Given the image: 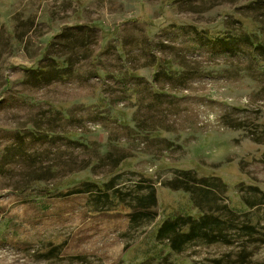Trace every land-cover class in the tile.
I'll return each instance as SVG.
<instances>
[{"label": "rangeland", "instance_id": "rangeland-1", "mask_svg": "<svg viewBox=\"0 0 264 264\" xmlns=\"http://www.w3.org/2000/svg\"><path fill=\"white\" fill-rule=\"evenodd\" d=\"M0 264H264V0H0Z\"/></svg>", "mask_w": 264, "mask_h": 264}, {"label": "trees", "instance_id": "trees-1", "mask_svg": "<svg viewBox=\"0 0 264 264\" xmlns=\"http://www.w3.org/2000/svg\"><path fill=\"white\" fill-rule=\"evenodd\" d=\"M170 224H172L173 225V227H174V229L175 230H177L178 228V222L177 221H175V220H170ZM192 229H194L193 227L190 229V231L189 232H187V233H183V232H181L180 234H181V237H184L183 239H185L186 237H189V235L192 233ZM179 239H181V238H174L173 239V241H172V244H171V247H174L175 245H176V241H178ZM149 253L148 252H145L144 253V255L145 256H149L148 255Z\"/></svg>", "mask_w": 264, "mask_h": 264}]
</instances>
